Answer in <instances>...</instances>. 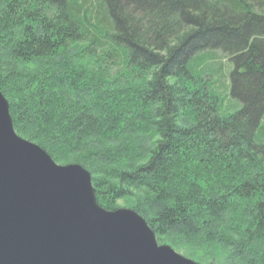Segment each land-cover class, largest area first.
Wrapping results in <instances>:
<instances>
[{
  "label": "trees",
  "instance_id": "trees-1",
  "mask_svg": "<svg viewBox=\"0 0 264 264\" xmlns=\"http://www.w3.org/2000/svg\"><path fill=\"white\" fill-rule=\"evenodd\" d=\"M1 38L15 133L100 207L196 263L264 264V0H0Z\"/></svg>",
  "mask_w": 264,
  "mask_h": 264
},
{
  "label": "water",
  "instance_id": "water-1",
  "mask_svg": "<svg viewBox=\"0 0 264 264\" xmlns=\"http://www.w3.org/2000/svg\"><path fill=\"white\" fill-rule=\"evenodd\" d=\"M0 264H199L135 211L97 204L91 176L19 137L0 92Z\"/></svg>",
  "mask_w": 264,
  "mask_h": 264
},
{
  "label": "rangeland",
  "instance_id": "rangeland-1",
  "mask_svg": "<svg viewBox=\"0 0 264 264\" xmlns=\"http://www.w3.org/2000/svg\"><path fill=\"white\" fill-rule=\"evenodd\" d=\"M0 40H3V41H6V42H8L9 41V38L8 39H0ZM3 44V43H2ZM9 45V44H8ZM2 49H5V48H2ZM1 53H2V51H0ZM84 63V65H87V62H83ZM42 64L43 63H39V62H36V63H33V64H31V65H29V66H25V67H22V68H20V69H18L20 72H23V73H26V72H33V71H37L40 67H42ZM227 65H228V69H229V71L230 70H232V68H233V66H232V64H230V63H227ZM9 80V79H8ZM3 95V94H2ZM4 96V95H3ZM5 98V97H4ZM264 122V121H263ZM53 160V159H52ZM54 161V160H53ZM55 162V161H54ZM57 164V163H56ZM71 164H77L78 165V163H71ZM58 165H60V164H58ZM67 165H70V164H67ZM62 166V165H61ZM65 166V165H64ZM87 171V170H86ZM90 174V173H89ZM91 176V175H90ZM97 176V175H96ZM95 193V192H94ZM128 199H122V200H119V201H117L116 203H115V206H114V208L112 209V210H107V211H110V212H112V211H115V210H118V209H129V210H131L129 207H128ZM106 210V209H105ZM160 245H167V246H169V247H171L177 254H179V255H181V256H184L180 251H177L176 249H174L172 246H170L169 244H167L166 242H161V243H159ZM185 257V256H184ZM187 258V257H186ZM195 262V261H194Z\"/></svg>",
  "mask_w": 264,
  "mask_h": 264
}]
</instances>
